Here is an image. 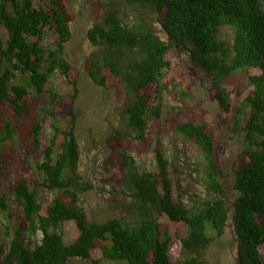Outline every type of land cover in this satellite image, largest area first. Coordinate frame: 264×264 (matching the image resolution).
<instances>
[{
  "label": "trees",
  "instance_id": "trees-1",
  "mask_svg": "<svg viewBox=\"0 0 264 264\" xmlns=\"http://www.w3.org/2000/svg\"><path fill=\"white\" fill-rule=\"evenodd\" d=\"M122 10L132 12L135 22L126 24ZM90 15L86 40L91 52L83 70L94 86L103 90L114 86L122 93L117 109L121 128L112 130L106 148L108 164L121 175L126 200L118 205L119 216L103 223L89 220L80 206L79 194L91 187L79 172L77 82L65 58L71 33L63 0H0V107L22 118L32 94L47 100L41 115L52 119L53 135L34 168L42 187L55 194L42 214L36 190L18 181L11 188L15 215L7 211L0 195V210L6 213V222H12L4 226L8 243L0 245V264H67L70 259L91 264H172L169 250L174 238L161 231V216L186 229L175 237L180 248L173 264H207L203 253L212 241L207 225L215 237L222 235L228 220L229 183L215 159L217 146L205 123L187 119L183 108L173 109L172 132L193 144L201 156V169L195 172L200 174L204 198L191 199L187 205L182 193L174 197L182 172L177 162L156 151V173H140L126 149L127 143L145 142L150 123L161 118V84L172 48L204 75L225 113L233 110L223 83L244 74L250 93L234 110L233 132L242 135V147L232 172L230 227L235 264H264L259 252L264 250V0H102ZM151 16L157 17L165 41L155 32ZM224 27L232 31L230 45L218 39ZM45 35L53 39L48 46L41 44ZM55 75L72 90L67 96V129L56 125L55 115L65 97L46 88ZM40 123L33 122L29 131L34 147ZM2 133L10 136L9 123ZM66 223H72L78 234L70 244H65L61 232ZM93 251L99 252L97 259L91 258Z\"/></svg>",
  "mask_w": 264,
  "mask_h": 264
},
{
  "label": "rangeland",
  "instance_id": "rangeland-1",
  "mask_svg": "<svg viewBox=\"0 0 264 264\" xmlns=\"http://www.w3.org/2000/svg\"><path fill=\"white\" fill-rule=\"evenodd\" d=\"M102 0H63L67 13L70 16L69 29L71 39L65 46V58L72 66V76L77 82V97L74 104L75 136L80 151L79 172L91 189L79 194L80 206L85 211L89 220L103 223L119 216V203L125 199L126 192L121 182V175L117 168L108 164V151L106 142L112 130H120V121L117 109L122 100V93L114 86L103 90L92 84L83 70V63L91 52V47L86 40V31L91 26V12L93 5ZM122 17L126 24L135 22V15L129 10H122ZM151 22L155 32L161 40L165 38L161 32L157 17L151 16ZM218 39L226 44L232 43V31L221 28ZM53 39L45 35L41 44L48 46ZM169 68L164 72L161 84L160 106L161 118L149 125L145 142L127 143V154L134 160L140 173H156L155 152L159 151L169 162H177L182 168L178 176L179 191L174 189V197L182 193L183 204L189 200L204 198V189L199 176L195 172L201 169V156L197 148L183 142L172 132L173 109L183 108L187 119H199L205 123L209 133L217 146L215 159L221 171L228 176V188L226 190V208L228 220L220 237H215V232L207 225L206 233L212 238L210 245L203 253V259L207 264H235V242L230 227L232 203L234 192L231 189L232 172L237 157L242 147V135L233 132L234 110L240 107L243 98L250 93L243 72H239L223 83V88L229 96V104L233 111L223 112L212 93L204 75L193 68L183 54H178L175 49H170L166 55ZM112 85L113 81H108ZM48 89H52L65 97L64 105L55 110L57 126L61 129L69 127L68 98L72 92L71 86L59 75L51 78ZM47 107L45 97H37L32 94L28 102L25 117L14 118L6 107H0V195L4 196L7 211L12 215L18 213L13 202L11 188L18 181H25L32 189H35L41 205L42 214L45 207L51 202L54 193L42 187V178L34 166L41 160L42 150L50 142L53 131L52 119L43 116V109ZM41 120L38 134V146L34 147L29 131L33 122ZM241 125L243 126V118ZM5 123L11 125V134L6 137L2 133ZM5 212L0 210V245L7 246L8 237L4 234V226L12 225L6 222ZM19 223V220H18ZM161 231L173 236V242L169 250V259L173 264L179 256V242L176 236L185 234V227L181 224L169 222L161 216L158 219ZM62 235L65 244L72 243L77 237V231L72 223H66L62 227ZM25 239V237H24ZM40 239V234L37 240ZM26 240V239H25ZM264 262V250L259 249ZM99 257L98 251H93L92 259ZM67 264H91L90 261L70 259ZM102 264H113L103 262Z\"/></svg>",
  "mask_w": 264,
  "mask_h": 264
}]
</instances>
